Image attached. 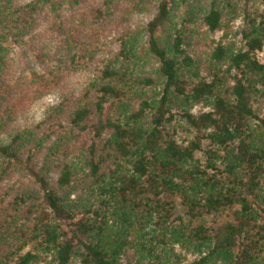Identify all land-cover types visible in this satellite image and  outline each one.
I'll use <instances>...</instances> for the list:
<instances>
[{
    "label": "trees",
    "instance_id": "16d2710c",
    "mask_svg": "<svg viewBox=\"0 0 264 264\" xmlns=\"http://www.w3.org/2000/svg\"><path fill=\"white\" fill-rule=\"evenodd\" d=\"M263 53L264 0H0V264H264Z\"/></svg>",
    "mask_w": 264,
    "mask_h": 264
},
{
    "label": "rangeland",
    "instance_id": "374dc122",
    "mask_svg": "<svg viewBox=\"0 0 264 264\" xmlns=\"http://www.w3.org/2000/svg\"><path fill=\"white\" fill-rule=\"evenodd\" d=\"M236 27L239 25L238 22H236ZM221 35V33L217 34V36L219 37ZM262 59L264 60V53L262 56ZM53 97L51 95H46V94H41V97L38 99V97H32V99L30 100V102L27 104V112H28V118L32 119L31 113H33V115L35 117H37V119L39 118V112H41L44 109L43 104H47Z\"/></svg>",
    "mask_w": 264,
    "mask_h": 264
}]
</instances>
